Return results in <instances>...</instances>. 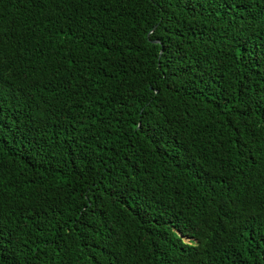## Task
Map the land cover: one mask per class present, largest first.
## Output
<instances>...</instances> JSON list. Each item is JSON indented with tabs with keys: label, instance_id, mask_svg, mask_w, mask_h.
Segmentation results:
<instances>
[{
	"label": "trees",
	"instance_id": "trees-1",
	"mask_svg": "<svg viewBox=\"0 0 264 264\" xmlns=\"http://www.w3.org/2000/svg\"><path fill=\"white\" fill-rule=\"evenodd\" d=\"M0 264H264V0H0Z\"/></svg>",
	"mask_w": 264,
	"mask_h": 264
},
{
	"label": "water",
	"instance_id": "water-1",
	"mask_svg": "<svg viewBox=\"0 0 264 264\" xmlns=\"http://www.w3.org/2000/svg\"><path fill=\"white\" fill-rule=\"evenodd\" d=\"M152 42H154V43H157V42H158V40H152Z\"/></svg>",
	"mask_w": 264,
	"mask_h": 264
}]
</instances>
